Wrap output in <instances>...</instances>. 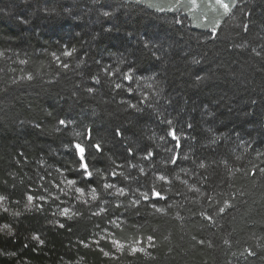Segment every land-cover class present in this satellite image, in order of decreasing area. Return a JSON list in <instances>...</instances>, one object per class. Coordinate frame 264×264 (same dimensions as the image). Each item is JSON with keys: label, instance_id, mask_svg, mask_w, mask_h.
<instances>
[{"label": "trees", "instance_id": "trees-1", "mask_svg": "<svg viewBox=\"0 0 264 264\" xmlns=\"http://www.w3.org/2000/svg\"><path fill=\"white\" fill-rule=\"evenodd\" d=\"M226 2L237 4L228 16L214 0H197L191 12L176 13L134 0H0V194L9 196L0 206V225L9 223L14 231V237L0 233V249L17 253L0 256V264H264V0ZM65 45L78 50L68 58L69 69L56 60ZM130 63L143 74L131 85L135 97L153 101L142 105L151 112L144 119L121 104L130 99L126 92L105 84L128 82L101 68L125 71ZM29 73L31 81L21 80ZM87 87L96 91L89 94ZM165 117L181 136L176 165L166 163L164 148L175 142L165 136ZM57 118L73 121V127L63 129ZM37 123L45 131L33 127ZM87 128L105 148L103 159L89 157L90 166L102 170V183L125 187L103 170L109 159L123 165L131 144L135 156L127 163L147 173L129 166L127 172L139 177L131 189L148 192L155 183L168 199H141L125 211L137 199L128 187L118 198L97 188L93 200L95 185H89L78 200L66 178L77 179L78 187L84 183L65 145L83 139L75 133ZM117 128L123 146L113 136ZM145 144L158 153L154 159H141L146 153L138 149ZM153 172L171 183L155 181ZM28 194L47 197L37 201L42 211L25 208ZM105 198L112 203H103ZM97 204L107 211L93 215L100 212ZM62 207L78 215L66 222Z\"/></svg>", "mask_w": 264, "mask_h": 264}, {"label": "snow or ice", "instance_id": "snow-or-ice-1", "mask_svg": "<svg viewBox=\"0 0 264 264\" xmlns=\"http://www.w3.org/2000/svg\"><path fill=\"white\" fill-rule=\"evenodd\" d=\"M134 2L137 5H143L144 7H147L149 9H154L155 11L159 12V13H166V12H172V13H176L179 12L181 9L183 8H187L189 12H191L193 10V8L197 7V0H187V2H185V0H168V4L167 6H164L162 3H157L154 2V0H134ZM214 5L216 7H218L219 9L223 10V14L225 16H228L230 13H232V10L234 8H237V4L236 3H230V2H226V0H214ZM105 16H109L110 13L109 12H104ZM234 18V16H233ZM175 23L180 24L182 23V21L179 18L174 17ZM220 27V24L217 23L216 25L212 26L211 29V34L214 36L217 33V29ZM245 30H247V25H244ZM145 43H148V41H145ZM77 49L75 47H71L69 45H65L64 48L61 49V55L60 56H56V60L62 65V67L64 69H69L70 65L68 62V58H72L74 56V54L77 53ZM5 53L4 52H0V56H4ZM53 55L55 56V53H53ZM61 56L64 57V59H61ZM77 59H79V56L76 57ZM21 63H26V61H21ZM98 63V62H97ZM86 64V62H85ZM102 71L107 75V76H111V77H115V76H119V79L122 81H127L128 82V86L125 87L121 82H112V81H105L106 85L111 86L114 83V88L116 90H123L124 92H126L128 94V96L130 97L129 100H122L121 104L124 105L127 109H131L133 111V114L136 115L138 117V119H144V113L147 111L148 112V116H151V112L148 111L147 109H145L144 107H142V105H144L146 102L149 103V105H151V103L153 102L149 97L147 96H140L139 98H136L134 93H135V89H133L131 87V85L135 82H138L139 79L141 78V76L143 74H141L140 76L137 75V70L135 69V64L134 63H130L127 66L128 70L125 71H121L119 68H117L116 70H113L110 66H101ZM91 75V73H89ZM150 79H155L154 77H149ZM29 80L31 81L33 79V75L31 73L27 74L26 76L21 77V80ZM92 79L95 81L96 84H100L101 83V79L98 78L97 76H92ZM197 79H201L199 77V75H197ZM12 83H17V81L13 80ZM148 87H152V85H148ZM86 91L89 94H92L96 91V89H94L93 87H87ZM131 100H136L135 103L131 102ZM58 121V125L59 126H63V129L67 130L70 129L71 127H73V121L68 120V119H59L57 118ZM162 123L166 124L167 126H169V130L165 131V136H168L171 138L172 141H174V147H167L165 146L164 150L165 152L168 153V156L166 158V163H170V164H174L176 165L178 160L181 157V153L175 152L176 148H180L182 145L180 143L181 140V136H179L177 134V130L175 127H173V121L170 119H167L166 117L162 120ZM191 124H188L187 127H191ZM33 127H35L36 129H38L39 131L43 132L45 131L44 129H42L39 125V123H37L36 125H34ZM58 131H61L60 128L57 129ZM130 129H125V132L129 131ZM83 135V139H81L79 142H72L71 140L68 142V144L65 145V147H68L71 149V154L74 155L76 157V172L77 175L80 178V181H82L84 183V187H78L76 186L78 181L75 178H66V183L67 185L75 192V193H79L80 196L76 197L78 200L81 199L84 194H85V189L89 187V185H95L94 187H91L90 189V194L92 196L93 200H97V188H102V191L104 193L107 194V196H113L114 198H118L120 196H125V187L129 188V191L131 193V195L136 196L137 199L135 201H131L126 207H125V211L128 210V208L131 207H135L139 205V201L141 199H143L144 201H148L152 198L155 199H164L167 200L168 197L164 196L162 194V190H157V186L154 183L148 190V192H140L139 191V186L137 187V189H131V182L132 181H136L139 179V177L135 176L133 173H129L127 172L129 166H131L133 169H136L140 174H144L147 175V173L145 172V169L143 167H139L138 164H132L129 165L127 163V161L129 159L134 158L135 154L133 152V146L130 144L128 147H126L124 149L125 152V163L123 165H117L115 163V161L109 159V167L103 171H106L108 173V176L111 178H115L117 176L120 177V182L125 184V187H119L117 188L115 183H107V182H101L100 178L102 176V170L99 168L95 167V164H91L90 166V160L89 157H98L100 159L104 158L105 155V148L102 147L101 142H99L98 140H96L93 135H92V129L91 128H87L85 129V132L83 134L77 132L75 133L76 137H81ZM113 136L114 137H121L122 139L120 140L121 145L123 146V137H124V133H122L119 128L114 129L113 131ZM160 139H164V136L159 137ZM90 142V143H89ZM153 147L151 144H145V146L143 148L138 149V151L144 152L146 153V155H144L141 159L143 161H149L151 159H154L158 153L157 152H153V151H149V149ZM185 159H187V157L185 156ZM122 167L124 169V171L122 172H117L116 169ZM200 168H205V165L203 163H201L199 165ZM181 171H186L185 169H181ZM264 171V170H262ZM125 173H127V175H125ZM154 180L155 181H159V182H164V184H168L171 183V181H169L165 175L161 174L156 176L155 173H152ZM131 177V180L129 179ZM176 179H179V177H176ZM184 183H187V181H185ZM43 187V186H42ZM57 187H59V185H57ZM161 189H163V185H161ZM111 190H115L114 192ZM171 190V189H169ZM195 191H200L198 188L194 189ZM45 191H47V189H45ZM55 199H59V197H55ZM9 200V196L8 195H3L0 194V206H2L4 204V202ZM26 200H27V204L25 205V208L28 210H32L33 207L35 206L36 210H43V204H39L37 203V201H46L47 197L45 195H39V194H28L26 196ZM84 204H88V201H83ZM103 203L105 204H110L112 203V201H108L106 198L103 200ZM97 207L100 208V212L99 213H93V215H99L100 213L106 212L107 209L100 206L99 204L96 205ZM116 208H120L121 205L116 204L115 205ZM157 211H162L161 209H156ZM224 208L221 207L218 210V214L219 213H223L224 212ZM3 211L5 213L8 212V208L7 207H3ZM14 215L19 216L20 213L16 212L14 213ZM53 215H55V213H53ZM59 215L63 218H65V221L67 222L68 220H71L73 216L78 215L77 212H73L72 209L70 207H62L60 209ZM203 215V213H202ZM206 219H208L209 221H211L213 219V217L211 215H207ZM113 224H115V221H111ZM56 225L63 229L65 228V224L64 223H60L58 220L55 222ZM118 226V225H117ZM69 231H71V228L68 229ZM0 233H6L8 236H12L14 237V231L12 228V225L9 223H5L3 225H0ZM31 239L33 241H35L37 244L39 245H43L44 244V240L40 239V237L38 235H33L31 237ZM149 240H152V237H148ZM80 244H85V242L83 240H81L79 242ZM94 243L99 244V240L94 241ZM113 245H120L119 241H112ZM200 243H203V241H201ZM85 246H88L87 244H85ZM24 248L28 247V244L25 243L23 245ZM122 247V245H121ZM101 251H103V249H101ZM133 251H140V249H133ZM105 256H108L109 253L108 252H104L103 253ZM249 255H255L254 252H250ZM0 256H6V257H16L17 253L16 252H9L6 251L5 249H0Z\"/></svg>", "mask_w": 264, "mask_h": 264}]
</instances>
